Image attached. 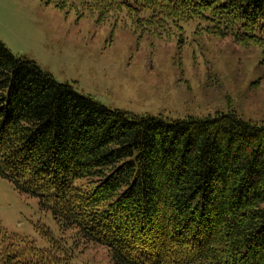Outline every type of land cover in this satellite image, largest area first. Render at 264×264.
<instances>
[{"label":"trees","instance_id":"trees-1","mask_svg":"<svg viewBox=\"0 0 264 264\" xmlns=\"http://www.w3.org/2000/svg\"><path fill=\"white\" fill-rule=\"evenodd\" d=\"M43 1L142 33L196 22L264 49V0ZM0 176L62 233L41 249L0 228V264H76L68 231L112 264H264V123L111 109L1 40Z\"/></svg>","mask_w":264,"mask_h":264},{"label":"rangeland","instance_id":"rangeland-1","mask_svg":"<svg viewBox=\"0 0 264 264\" xmlns=\"http://www.w3.org/2000/svg\"><path fill=\"white\" fill-rule=\"evenodd\" d=\"M197 29L190 22L182 32L142 33L128 20L78 17L43 0H0V40L11 52L111 109L173 119L234 112L264 123V49ZM0 228L41 249L51 244L45 232L62 234L36 198L1 176ZM66 233L76 264H112L107 248Z\"/></svg>","mask_w":264,"mask_h":264}]
</instances>
